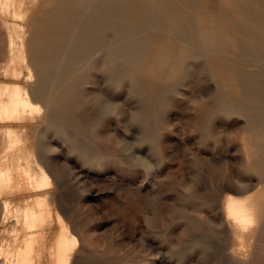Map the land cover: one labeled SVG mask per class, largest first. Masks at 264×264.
Instances as JSON below:
<instances>
[{"label":"rangeland","instance_id":"374dc122","mask_svg":"<svg viewBox=\"0 0 264 264\" xmlns=\"http://www.w3.org/2000/svg\"><path fill=\"white\" fill-rule=\"evenodd\" d=\"M235 2L240 9L254 7L264 16V0ZM239 13L223 17L216 11L206 17L239 20ZM8 21L20 26L18 35L25 30L24 22ZM194 28L186 31L195 38L193 45L201 56L184 60L172 87L143 75L141 64L105 67L99 73L90 71L80 85L76 129L59 134L53 127L45 128L48 118L55 126L59 123L47 110L43 119L23 121L19 126L52 185L45 191L3 195L0 218L4 201L47 193L77 238L70 264H264V210L256 208L253 226L240 243L223 212L229 197L264 202V177L260 168L251 170L257 157L264 158V143L257 146L250 138L244 111L235 115L219 104L223 100L240 106L225 91V83L234 79L247 84L257 74L264 76V69L259 63L250 65L239 53L222 64L204 51ZM4 35L0 32V64ZM14 37L17 41V34ZM14 66H8V75H0V83L16 80L30 88L25 65L17 67L23 74L19 80L11 77ZM12 210L5 222L0 219V264H15L19 244L27 236L22 221L14 224L17 215ZM190 223L201 229H190ZM15 229L21 232L12 236ZM43 231L46 240L35 247L33 259L49 264L47 248L59 227Z\"/></svg>","mask_w":264,"mask_h":264},{"label":"bare ground","instance_id":"6f19581e","mask_svg":"<svg viewBox=\"0 0 264 264\" xmlns=\"http://www.w3.org/2000/svg\"><path fill=\"white\" fill-rule=\"evenodd\" d=\"M235 4L234 0H0V32L5 34L6 46L0 75H8V66L15 63L11 77L19 80L23 74L17 67L25 65L26 78L33 83L28 89L16 80L0 83V197L22 190L40 192L50 188L51 178L19 125L25 120L43 119L47 110L57 116L59 123L55 126L48 118L45 128L53 127L59 134L66 133L69 127L76 129L75 113L81 103L79 88L90 71L99 73L105 67L141 64L143 75L172 87L184 60L201 56V50L194 48L195 38L186 31L200 21L202 26L194 29L200 33L202 47L209 55L225 64L239 53L249 59L250 65L259 63L264 69V16L254 7L240 9ZM216 11L223 17L240 12L241 17L207 20L206 15ZM8 19L24 22L23 33L18 35L20 26ZM13 34H17V41ZM58 83L61 85L56 87ZM225 84V91L240 106L223 100L219 104L235 115L244 111L250 138L261 146L264 76L257 74L247 84L234 79ZM92 91L88 94H94ZM256 161L251 170L256 172L260 168V176L264 177V158L259 156ZM255 198L229 197L224 206V220L235 229L239 243L245 231L253 226L256 208L264 210V202L258 204ZM1 208L0 219L5 222L13 209L17 215V222L13 223L22 221L21 229L27 234L16 250L15 264H38L33 259L35 247L44 243L43 230L52 225H57L59 231L47 248L49 264H70L77 238L65 227L47 193L4 201ZM188 227L194 231L201 229L197 223ZM18 229L11 232L12 236ZM9 250L5 251L7 255L11 253Z\"/></svg>","mask_w":264,"mask_h":264},{"label":"crops","instance_id":"0c3cea01","mask_svg":"<svg viewBox=\"0 0 264 264\" xmlns=\"http://www.w3.org/2000/svg\"><path fill=\"white\" fill-rule=\"evenodd\" d=\"M14 199H16V198H14Z\"/></svg>","mask_w":264,"mask_h":264}]
</instances>
